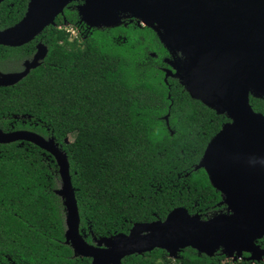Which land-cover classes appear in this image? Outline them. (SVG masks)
Segmentation results:
<instances>
[{
    "label": "trees",
    "instance_id": "1",
    "mask_svg": "<svg viewBox=\"0 0 264 264\" xmlns=\"http://www.w3.org/2000/svg\"><path fill=\"white\" fill-rule=\"evenodd\" d=\"M28 2H1L0 30L18 23ZM83 4L69 3L56 25L33 41L0 46L2 73L21 71L38 43L48 49L27 76L0 87V129L51 138L67 156L80 233L90 244L128 234L135 223L164 220L177 207L203 220L229 213L205 170L195 169L229 118L192 98L177 78L165 81L170 55L155 32L135 20L82 27V40H70L58 26L78 23ZM249 101L264 115L262 99ZM60 189L51 154L29 142L0 144V264L91 263L65 243ZM257 243L264 247V237ZM226 256L222 249L209 257L187 247L172 259L156 248L122 264H228Z\"/></svg>",
    "mask_w": 264,
    "mask_h": 264
},
{
    "label": "water",
    "instance_id": "2",
    "mask_svg": "<svg viewBox=\"0 0 264 264\" xmlns=\"http://www.w3.org/2000/svg\"><path fill=\"white\" fill-rule=\"evenodd\" d=\"M4 0H0V3ZM73 1L29 0L23 18L0 30V46L19 47L33 41ZM139 13L170 55L168 77L177 78L188 94L229 122L215 134L195 169L203 168L220 192L229 213L208 220L177 207L164 220L135 223L119 233L88 243L80 233V216L67 156L49 138L27 130L4 132L0 144L29 142L51 154L58 166L66 211L65 243L90 264H122L133 254L154 249L178 254L190 247L213 256L255 263L264 260V115L255 112L250 96L264 101V0H84L80 21L89 27H113L123 16ZM181 51L183 57L177 55ZM48 53L38 43L18 72H0V87L12 86L40 65ZM167 119V116L165 117Z\"/></svg>",
    "mask_w": 264,
    "mask_h": 264
},
{
    "label": "built area",
    "instance_id": "3",
    "mask_svg": "<svg viewBox=\"0 0 264 264\" xmlns=\"http://www.w3.org/2000/svg\"><path fill=\"white\" fill-rule=\"evenodd\" d=\"M56 25V24H55ZM53 25V26H55ZM87 28V30L91 29L92 27L87 26L84 22L78 20V23H69L64 22L61 25L58 26V28L63 29L69 36L70 40H82V31L81 28Z\"/></svg>",
    "mask_w": 264,
    "mask_h": 264
},
{
    "label": "rangeland",
    "instance_id": "4",
    "mask_svg": "<svg viewBox=\"0 0 264 264\" xmlns=\"http://www.w3.org/2000/svg\"><path fill=\"white\" fill-rule=\"evenodd\" d=\"M136 21V20H135ZM136 24H138V22L136 21ZM140 25H142L140 22H139ZM169 257H171L172 259L176 258L177 257V254H172V255H168ZM244 256L241 255V257H237L235 258V256H226V259H225V262H227L228 264H236V261H240V260H244Z\"/></svg>",
    "mask_w": 264,
    "mask_h": 264
},
{
    "label": "bare ground",
    "instance_id": "5",
    "mask_svg": "<svg viewBox=\"0 0 264 264\" xmlns=\"http://www.w3.org/2000/svg\"><path fill=\"white\" fill-rule=\"evenodd\" d=\"M136 18L138 19L139 21H141L144 25H147V26H151L152 27V24L144 17H142L139 13H134L133 15L127 17V16H123L121 17V19H128V18Z\"/></svg>",
    "mask_w": 264,
    "mask_h": 264
},
{
    "label": "flooded vegetation",
    "instance_id": "6",
    "mask_svg": "<svg viewBox=\"0 0 264 264\" xmlns=\"http://www.w3.org/2000/svg\"><path fill=\"white\" fill-rule=\"evenodd\" d=\"M135 20V19H134Z\"/></svg>",
    "mask_w": 264,
    "mask_h": 264
}]
</instances>
